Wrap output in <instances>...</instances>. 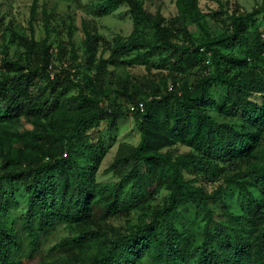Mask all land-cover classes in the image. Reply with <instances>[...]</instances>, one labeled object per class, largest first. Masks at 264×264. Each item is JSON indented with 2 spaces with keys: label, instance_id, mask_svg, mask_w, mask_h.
<instances>
[{
  "label": "trees",
  "instance_id": "trees-1",
  "mask_svg": "<svg viewBox=\"0 0 264 264\" xmlns=\"http://www.w3.org/2000/svg\"><path fill=\"white\" fill-rule=\"evenodd\" d=\"M234 1L206 14L198 0H175L177 14L166 19L141 0H94L95 18L126 4L133 31L108 42L94 19L83 21L80 58L70 30L75 73L52 70L49 36L22 39L25 58L0 57V264H264V7L247 12ZM208 19L221 25L217 36ZM110 68L145 70L119 79L145 111L133 114L139 144H119L106 170L117 181L104 183L95 175L106 148L92 132L103 120L117 129L124 116L108 102ZM195 69L204 73L193 87L169 86ZM215 86L225 89L221 106ZM232 165L239 172L225 182ZM18 183L27 204L15 218ZM155 188L170 192L161 207L151 204ZM232 188L240 212L228 203ZM120 219L128 225H115ZM63 226L71 235L46 250Z\"/></svg>",
  "mask_w": 264,
  "mask_h": 264
},
{
  "label": "rangeland",
  "instance_id": "rangeland-1",
  "mask_svg": "<svg viewBox=\"0 0 264 264\" xmlns=\"http://www.w3.org/2000/svg\"><path fill=\"white\" fill-rule=\"evenodd\" d=\"M144 3L145 8L153 14H161L166 19H171L177 14V8L175 0H141ZM200 8L204 13H210L211 11H217L220 9V2L222 4L229 3L231 0H198ZM233 1V0H232ZM34 0H0V57H3L5 52L13 59L25 58L24 47L20 46L22 39L35 38L37 42L43 41L49 36L48 43L51 46V52L53 53V68L56 73L62 68L70 69L73 73L76 72L75 65L78 64L77 59L71 52V44L69 43L68 33L70 30L74 31V43L75 50L82 57L84 47V34L82 30V24L85 20L94 19L98 27V32L103 39L108 42H113L118 36L127 38L133 31V20L129 13V8L126 4H123L119 9L111 15L103 16L101 18H95L91 12L94 6V0H38L37 15L34 22L31 21V10ZM263 0H235L242 11L252 12L255 9H261L264 7ZM49 21V28L45 27ZM211 32L214 36H217L221 31V25L217 22L208 19ZM259 31L264 37V17L261 16L258 21ZM190 31L193 34H197V27L190 26ZM34 34V35H33ZM34 36V37H33ZM64 49L63 59L59 60L58 53L59 48ZM112 75L108 82V102L124 112V116L119 120L117 129H108L107 120L101 122L100 127L92 132L93 141L101 142L105 148V156L98 168V172L95 178L99 182H116L117 178L112 173H107V168L112 164L115 153L119 144L127 143L131 145H138L140 142V132L135 121V117L128 112V105L130 102L122 95V89L119 85V79L126 78L127 76L139 77L145 74L143 68H134L130 71L122 68H110ZM204 71L201 69H195L186 76H179L169 81V86L174 87L178 91L183 90L186 87H193L197 80L203 75ZM80 78L82 75L79 73ZM176 83V84H174ZM97 94V92H94ZM76 94V90L71 92V95ZM225 89L221 87H214L212 89V96L217 100L218 105L224 104ZM216 118H218L216 111L211 112ZM27 129H31L30 125H26ZM176 150L179 154L189 152V148L183 145H178ZM77 164L81 167H86V163L83 160H77ZM3 161L0 156V170L2 168ZM228 171L223 175V180L227 182L231 176L237 174L239 170L232 165L227 168ZM245 170V168H243ZM190 178V177H189ZM14 192L17 197V204L14 206L10 215L12 217H20L26 208L27 198L24 192L22 184H15ZM170 192L166 189L155 188L152 194L151 204L152 206H163L169 200ZM228 195V203L235 211L240 212V202L242 197L239 196L238 190L232 188ZM255 195L259 196L256 192ZM138 219V213H133L130 219V224H135ZM117 226H127L125 219L114 220ZM196 233L199 240L201 235L202 224L200 220L196 224ZM71 231L66 227H60L59 230L48 239L45 249L48 250L54 246L62 238L70 236ZM43 252L42 255H46ZM28 264H39V259H34L28 262Z\"/></svg>",
  "mask_w": 264,
  "mask_h": 264
},
{
  "label": "built area",
  "instance_id": "built-area-1",
  "mask_svg": "<svg viewBox=\"0 0 264 264\" xmlns=\"http://www.w3.org/2000/svg\"><path fill=\"white\" fill-rule=\"evenodd\" d=\"M145 104L144 102H138L136 104L129 105V114L133 115L135 113H144Z\"/></svg>",
  "mask_w": 264,
  "mask_h": 264
}]
</instances>
